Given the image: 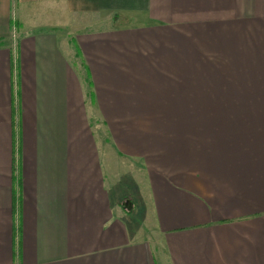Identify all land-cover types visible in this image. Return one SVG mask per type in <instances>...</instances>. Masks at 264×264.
Returning a JSON list of instances; mask_svg holds the SVG:
<instances>
[{
	"label": "crops",
	"instance_id": "obj_1",
	"mask_svg": "<svg viewBox=\"0 0 264 264\" xmlns=\"http://www.w3.org/2000/svg\"><path fill=\"white\" fill-rule=\"evenodd\" d=\"M1 41L0 264H264V0H0Z\"/></svg>",
	"mask_w": 264,
	"mask_h": 264
},
{
	"label": "rangeland",
	"instance_id": "obj_2",
	"mask_svg": "<svg viewBox=\"0 0 264 264\" xmlns=\"http://www.w3.org/2000/svg\"><path fill=\"white\" fill-rule=\"evenodd\" d=\"M16 13V12H15ZM115 15V14H114ZM35 16H31L30 14L29 15H19L18 12H17V17L15 16V19L18 21V22H22L21 24H25L28 20H31L33 19ZM120 17V16H119ZM105 19V21L108 19V16L107 15H103V16H99V19L102 20ZM130 18V17H129ZM112 19H115L114 16L112 17ZM113 21V20H112ZM137 23V20L135 19H132V21L129 23V24H126L128 27H136ZM117 22H113L112 23V26L116 25ZM119 25H121V22H118ZM138 25H139V22H138ZM108 26L107 23L105 22H98L97 24V27H102V28H106ZM96 27V28H97ZM15 28V27H14ZM17 31V32H16ZM15 32L17 33V35H21L20 33H24L25 31L24 30H21V31H18L15 29ZM70 32H61V35L65 36L67 39H72V36L69 35ZM15 36V35H13ZM18 37V36H17ZM14 38V37H13ZM81 72H82V75H84V78H86V74H85V70L83 68H81ZM88 75V74H87ZM89 82V81H88ZM88 87V91L90 92L91 89L89 87V83L87 85ZM86 99L88 101V105L90 104V106H93V102L91 103V101L93 100L92 96H90V93H88V95H86ZM95 116V114H93V117ZM96 121H99L98 118H100V113L97 111L96 112ZM98 124V123H97ZM167 129V126L165 127ZM97 130L103 135L104 137V128L102 126H98L97 125ZM164 130V128L162 129ZM163 132V131H162ZM168 134L170 136V138H173L172 137V129L171 128H168ZM178 136H180V133L178 132ZM111 156V161H112V166H111V169L110 170H107V173L110 177V180L111 182L113 183V185L115 187H120L122 190H131L129 188V183L131 182L132 179H134L138 184H139V188L140 190L142 191V193L145 195L146 192L143 187L140 185L141 183V178L139 176V174L135 171V169H133V167L130 166V164L124 162V161H120L116 155L113 153ZM125 197H128V196H125ZM125 199H129V198H125ZM129 200H125V202H128ZM124 202V203H125ZM136 211L137 212H140L141 209L138 207L136 208ZM139 222L141 225H143V213L140 212V215H139ZM144 233L145 235H149L148 236V240L152 243L154 249H157V250H160V248L158 247L159 246V240L156 238L155 234L153 233V230L151 229V226L149 225L148 222H145L144 224ZM159 252V251H158Z\"/></svg>",
	"mask_w": 264,
	"mask_h": 264
},
{
	"label": "trees",
	"instance_id": "obj_3",
	"mask_svg": "<svg viewBox=\"0 0 264 264\" xmlns=\"http://www.w3.org/2000/svg\"><path fill=\"white\" fill-rule=\"evenodd\" d=\"M2 44H3V42L1 41V42H0V45H2Z\"/></svg>",
	"mask_w": 264,
	"mask_h": 264
}]
</instances>
